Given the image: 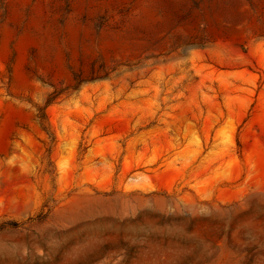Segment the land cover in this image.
I'll use <instances>...</instances> for the list:
<instances>
[{"label": "rangeland", "instance_id": "374dc122", "mask_svg": "<svg viewBox=\"0 0 264 264\" xmlns=\"http://www.w3.org/2000/svg\"><path fill=\"white\" fill-rule=\"evenodd\" d=\"M0 264H264V0H0Z\"/></svg>", "mask_w": 264, "mask_h": 264}, {"label": "trees", "instance_id": "16d2710c", "mask_svg": "<svg viewBox=\"0 0 264 264\" xmlns=\"http://www.w3.org/2000/svg\"><path fill=\"white\" fill-rule=\"evenodd\" d=\"M51 102H52V100L49 101L48 104H50ZM44 110H45V109H40V110H39V111H40V114H39V119H40V120H44V119H45V112H44Z\"/></svg>", "mask_w": 264, "mask_h": 264}]
</instances>
